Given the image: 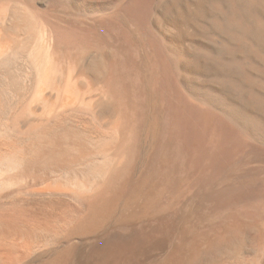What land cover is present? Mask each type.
<instances>
[{
  "label": "bare ground",
  "instance_id": "bare-ground-1",
  "mask_svg": "<svg viewBox=\"0 0 264 264\" xmlns=\"http://www.w3.org/2000/svg\"><path fill=\"white\" fill-rule=\"evenodd\" d=\"M11 1L0 0L3 18ZM187 1L81 0V11L97 14L96 26L55 30L50 55L67 63L70 83L97 86L92 108L78 100L77 121L90 128L107 116L101 126L116 134L118 162L91 192L84 184L66 193L72 199L55 219L19 205L0 210V264H16L35 246L58 240L75 217L71 229L89 231L117 211L119 228L102 241L63 249L42 264H264V0H190L193 9ZM174 15L204 37L192 54L158 27L159 18ZM191 56L205 67V81L187 77ZM53 67L40 74L47 85L58 76ZM1 111L0 189L21 168L27 136ZM140 216L150 217L148 224H136Z\"/></svg>",
  "mask_w": 264,
  "mask_h": 264
},
{
  "label": "rangeland",
  "instance_id": "rangeland-1",
  "mask_svg": "<svg viewBox=\"0 0 264 264\" xmlns=\"http://www.w3.org/2000/svg\"><path fill=\"white\" fill-rule=\"evenodd\" d=\"M25 1L30 4L27 2L25 3ZM25 1L16 0V3L14 0H12V3L7 7L9 10L6 8V18L2 17L3 13H5V9H3L2 2L0 3V18L2 19H0V33L2 34L0 36V47L5 42L4 46L1 47L4 49L0 50V109L4 111V114L1 111V116L10 117L11 123L13 121L12 125L14 130L18 133L22 132L21 134L24 137L27 135L25 137L26 141L24 140L25 142L23 141L21 144L23 148L21 168L13 171V173L10 175L13 177L15 172L16 175L13 178L9 176V181L5 180L7 183L4 181V184L0 189V210L19 205L20 208H23L21 210L28 215H33L35 217L49 215L55 219L59 214L57 210L60 212L66 204L65 202L72 199V197L68 196L66 193L74 191L76 187H78L80 190L84 184L91 185L89 186L88 190L91 192L100 182H102L109 174H111L110 172L113 170V165H116L118 162L117 158L112 152L113 146L115 145L113 142L116 140V134H107L102 130L101 123L104 122V120L107 121V116H104L102 121L101 119H97L98 121L95 120L91 126L94 128H83V126L77 121L79 118L77 114L82 113L77 109L82 110V106L83 109H85L86 106L87 108L93 107L94 99H92V97L95 98L97 97L95 94H98V91L94 93L93 90L94 88L96 90L97 86L94 85L93 87L90 86L91 88H89L88 84L80 81L78 83L73 81L70 83V71L67 67V63L64 62V66L66 67L65 69L62 61H58V58H55V54L50 55L54 52V49H52L51 39L54 40V35H56L55 30L57 28L60 29L68 26L69 23L70 25H76L79 23L76 26H81V28H90L91 25L95 27V23H98L96 22L98 19L96 18L97 14L89 13L83 10L81 11L80 7L78 8L81 0H61L57 3L55 0ZM53 2L55 5H53ZM28 5H32L30 6L31 8H29ZM193 7L194 5L190 0L185 4V8L193 9ZM29 9H32L34 12L32 10L29 11ZM46 12L49 13L47 14ZM58 17L61 21L58 19ZM92 18H94L95 21ZM157 22L161 31L169 37V39L178 49H184V51H187L188 53L190 52L192 54L193 44L203 41L204 37L198 32L196 24L187 23L176 15L167 18H159ZM11 29L15 31L13 32ZM10 31L11 33L13 32V35L16 33L20 37L16 35L14 37L12 36V38L8 37L9 39H7V37L4 38L6 35H12L11 33L9 34ZM98 33L99 36L101 34L100 38L106 40V36L103 32L101 33L100 31ZM112 41H114V39H112ZM3 50L4 52H2ZM51 56H54V58H52V61L50 60L49 63L48 58L50 59ZM37 57H39V60ZM55 61L60 63L56 64ZM47 63H49V67ZM54 65L57 67L56 72L58 73V76L55 81H53V83L49 82L47 85V83L41 81V75L46 71V67L49 69ZM186 67L189 69V74L187 75L189 79L197 81L206 80L204 77L205 67L202 65H196L193 60V56L189 57L186 61ZM92 75L97 76L95 73ZM97 78L99 79V77H94V79L98 80ZM8 81L10 83H7ZM42 82L46 86L43 85ZM67 87L71 88L70 91L68 88L69 92L66 93ZM89 89L93 92L88 91ZM71 91L74 92L73 96L70 95L72 94L70 93ZM67 94L69 97L72 96L75 99L73 100L71 98L69 100ZM84 97H86L87 100H85ZM78 100H81L82 103L84 102L83 105L80 103L81 101L78 102ZM79 103L80 105L78 107ZM70 111H73V114L69 113ZM104 134H107V136ZM147 146L148 138L145 141L144 149L141 154L142 159H144V156L146 155ZM41 148L44 150L46 149V152ZM142 164L143 162H139L137 171L141 170V167H143ZM20 173H23V178ZM43 188H45V190ZM20 197L24 198V200L20 201L22 199ZM59 197L61 199H58ZM73 199L75 200V198ZM60 200H62L64 203ZM5 205L6 207H4ZM77 218L78 217H75L71 221L72 223L69 221L70 223L66 227L67 230L61 234L59 239L56 240L57 242L50 241L45 244L42 243L43 245L40 244L41 246H35L34 249H31V251L25 254V257H23L16 264H42L63 249H76V247L81 248L85 246V244L100 242L105 238V236H107V234L117 230L121 223L120 211H117L112 214L102 225L89 231L77 232L73 231L74 229H71V224H74ZM149 218L150 217L148 216H140L134 222L138 225L148 224L150 220ZM89 264H96V262L91 261Z\"/></svg>",
  "mask_w": 264,
  "mask_h": 264
}]
</instances>
